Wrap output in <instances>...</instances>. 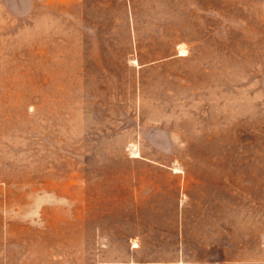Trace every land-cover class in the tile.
Returning <instances> with one entry per match:
<instances>
[{
  "label": "rangeland",
  "instance_id": "rangeland-1",
  "mask_svg": "<svg viewBox=\"0 0 264 264\" xmlns=\"http://www.w3.org/2000/svg\"><path fill=\"white\" fill-rule=\"evenodd\" d=\"M0 264H264V0H0Z\"/></svg>",
  "mask_w": 264,
  "mask_h": 264
}]
</instances>
